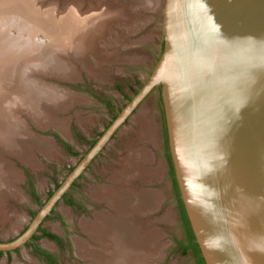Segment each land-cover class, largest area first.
<instances>
[{
    "label": "water",
    "instance_id": "1",
    "mask_svg": "<svg viewBox=\"0 0 264 264\" xmlns=\"http://www.w3.org/2000/svg\"><path fill=\"white\" fill-rule=\"evenodd\" d=\"M162 33V53L147 81L27 228L0 241V251L32 241L72 185L161 85L175 177L205 264H264V0H165Z\"/></svg>",
    "mask_w": 264,
    "mask_h": 264
},
{
    "label": "rangeland",
    "instance_id": "2",
    "mask_svg": "<svg viewBox=\"0 0 264 264\" xmlns=\"http://www.w3.org/2000/svg\"><path fill=\"white\" fill-rule=\"evenodd\" d=\"M164 1L156 0L155 8L150 9L121 0H78L83 4L80 6L81 16H86L93 10L100 11L102 4H107L108 10L112 11L108 13L110 16L107 15L108 20H102L100 15L97 20L94 19V26H97L93 41L96 56H93L91 69L75 58L71 64H76L78 68L77 79L67 80L49 74L43 78L50 85L56 83L67 88V92L70 90L71 101H75L70 106H67V101L60 107L46 105L44 108L48 113L52 109L63 108L53 123L43 119L40 125L26 113L21 115L30 130L53 136L56 146L52 148L53 153L49 154H53L52 157L42 154V150H36V155L42 162L41 167L36 169L12 157L25 175L19 184L25 198L10 200L7 219L0 215V241L12 240L27 228L41 205L147 81L162 53ZM69 2L72 4L74 0L36 1L42 9L52 7L55 11L46 30L31 29L19 33L17 24L3 16L5 22L11 21L7 30L21 54L26 53L27 45L31 41L38 45H46L50 41L54 45L62 41L71 42L74 28L67 30L59 23V18L70 7ZM120 4L124 7L121 8ZM116 8L123 12L120 13ZM75 40L80 42L76 38ZM32 48L31 46L30 49ZM24 60L25 56L17 60L18 64ZM18 69L16 68L15 75ZM96 70L102 72L99 78L93 75ZM36 73L40 72L35 70L33 76L40 80ZM142 108L148 109V113L150 110L149 116L154 117L156 134L153 142L141 141L137 127L134 129L132 126V116ZM133 115L115 133L42 223V229L53 236H46L43 230H39L37 238L30 243L12 251H0V264H96L93 256L86 255L84 248L79 247V242L87 243L92 250L96 247L93 244V213L111 211V208L93 199V187L109 183L115 185L116 182L109 180L110 176L122 167L129 151L147 144L146 148L152 153L153 160L147 161L143 154H137L140 159L139 166L129 175L130 189L126 192L133 196L129 209L130 218L139 227L138 238L148 247L142 264H199L193 249H184L190 243V235L172 174L163 105L157 91L142 102ZM50 117L48 115V119ZM46 125L48 131L38 128ZM143 165L157 168V173L152 178L143 180L140 175ZM142 196H150L147 201H152V204L143 205ZM83 218L88 221L84 225ZM97 223L99 221H95ZM12 224L16 225L15 229ZM43 251L50 253L48 259L44 257Z\"/></svg>",
    "mask_w": 264,
    "mask_h": 264
},
{
    "label": "bare ground",
    "instance_id": "3",
    "mask_svg": "<svg viewBox=\"0 0 264 264\" xmlns=\"http://www.w3.org/2000/svg\"><path fill=\"white\" fill-rule=\"evenodd\" d=\"M36 1H0V12H2L0 13V92H2L0 94V215L6 219L9 217L7 209L10 206V200L25 198L19 186L24 175L12 157L28 166L39 168L41 162L36 156V150H42L46 156L52 157L53 154L52 156L49 154L53 153L52 148L56 146L54 139L36 136L21 115L26 113L29 118L32 117L39 124L43 119L53 123L63 108L52 109L51 113H48L44 107L46 105L60 107L66 101L69 102L67 106H70L75 101H71L70 90L67 92V88L56 83L55 86L50 85L43 78L49 74L67 78V80L75 79L78 75V71H76L78 68L76 64H71L75 58L91 69L93 56H96L93 41L97 26H94V19L97 20L100 15L102 20H108L107 15L110 16L108 13L112 11L108 10L107 4H102L103 7L98 11L100 14L93 10L88 12V15L81 16L80 6L82 3L80 4L78 0H74L72 4L69 2L70 7L59 18V23L67 30L74 28L71 33V42L73 43L62 41L54 45L50 44V41L49 44L38 45L31 41L23 55L20 49L13 44L14 39L7 29L10 27L11 21L17 24L19 33L22 30L48 29V22L52 21L55 11L52 7L42 9ZM121 1L136 3L138 6L150 9L155 8L156 4V0ZM120 5L122 8L123 4ZM116 10H120V13L123 12L119 8ZM3 16L9 17L11 21L5 22ZM62 33L64 34L65 31ZM75 38L80 42H76ZM31 46L32 49H30ZM24 56L25 60L18 64L17 60ZM16 68H19L17 75H15ZM35 70L40 72L36 73V76L41 81L33 76ZM101 73V70H96L93 75L99 78ZM149 113H151L150 110ZM149 113L148 109L142 108L132 116V126L134 129L137 127L138 136L144 143L155 140L154 117H150ZM48 115H51L50 119H48ZM66 124L68 125L67 122ZM46 127L48 126L46 125ZM146 146L129 151V155L123 160L122 167L110 176L109 180L112 183H119V185L109 183L93 187V199L103 202L111 208V211L101 210L93 213V244L96 247H93L92 250L87 243L79 242V247L84 248L86 255L93 256L96 264H142L144 255L148 253V247L138 238L137 223L130 218L129 209H131L133 196L126 194L130 189L128 177L136 170L135 167L139 166L138 156L143 154L145 160H153L152 153ZM137 154L139 155L137 156ZM157 170V168L143 165L140 173L141 178L143 180L150 179L157 173ZM149 197L142 196L141 203L143 205L145 203L152 204V201L149 203L147 201ZM86 221L87 219L83 218V225ZM95 221H99V223L95 224ZM19 222L20 220L17 221V223ZM12 226L13 229L16 228L15 224ZM87 232L92 234L91 230Z\"/></svg>",
    "mask_w": 264,
    "mask_h": 264
},
{
    "label": "trees",
    "instance_id": "4",
    "mask_svg": "<svg viewBox=\"0 0 264 264\" xmlns=\"http://www.w3.org/2000/svg\"><path fill=\"white\" fill-rule=\"evenodd\" d=\"M171 168H172V174H173V176L175 178L174 168H173V165L172 164H171ZM175 182H176V179H175ZM176 186H177V190H178L179 197H180V191L178 189L177 182H176ZM180 205H181V210L183 212V215H184V218H185V221H186V224H187V228H188V231H189V235H190V243H189V246L188 247L189 248H192L195 251V253H196V255H197L198 259H199L200 264H205L204 259H203L202 255H201L199 246H198V244L195 241V237H194V234H193L192 229L190 227V223H189V220H188V217H187V214H186V211H185V208H184V205H183V202H182V199L181 198H180ZM45 234L47 236H50V237L53 236L49 232H46Z\"/></svg>",
    "mask_w": 264,
    "mask_h": 264
},
{
    "label": "flooded vegetation",
    "instance_id": "5",
    "mask_svg": "<svg viewBox=\"0 0 264 264\" xmlns=\"http://www.w3.org/2000/svg\"><path fill=\"white\" fill-rule=\"evenodd\" d=\"M155 91H157V93H158V95H159V97H160V99H161V102H162V105H163V101H162V94H161V85H158V86H156L149 94H148V96L145 98V100L153 93V92H155ZM94 97H96V95H94ZM144 100V101H145ZM143 101V102H144ZM163 112H164V106H163ZM164 118H165V112H164ZM42 127H45V126H42ZM165 129H166V121H165ZM33 131V130H32ZM34 132V131H33ZM34 134L35 135H39V134H37V133H35L34 132ZM166 134H167V129H166ZM39 136H41V135H39ZM41 137H43V136H41ZM43 138H48V137H43ZM49 139V138H48ZM167 141H168V137H167ZM168 148H169V145H168ZM39 152H41V151H39ZM42 154H44V153H42ZM169 154H170V152H169ZM37 156V155H36ZM37 158H38V156H37ZM17 159V158H16ZM39 159V158H38ZM170 159H171V155H170ZM17 160H19V159H17ZM40 160V159H39ZM20 161V160H19ZM21 162V161H20ZM40 162H41V160H40ZM22 164H24L23 162H21ZM171 163H172V160H171ZM41 164H42V162H41ZM24 165H26V164H24ZM173 165V164H172ZM28 166V165H27ZM29 167H31V166H29ZM19 168V167H18ZM31 168H34V167H31ZM20 169V168H19ZM36 169V168H35ZM21 171H22V169H20ZM22 173H23V171H22ZM175 173V172H174ZM23 175H24V173H23ZM24 178H25V175H24ZM175 179H176V177H175ZM24 180V179H23ZM176 182H177V180H176ZM178 185V184H177ZM21 188V187H20ZM178 189H179V187H178ZM22 190V189H21ZM23 192V191H22ZM65 197V196H64ZM181 198V197H180ZM191 227V226H190ZM39 230H43L42 229V226H40L39 227ZM47 231H45V230H43V233L45 234ZM193 232V231H192ZM46 235V234H45ZM47 236V235H46ZM34 238H37V234H35L34 236H33V238L32 239H34ZM30 243V242H29ZM189 246V245H188ZM188 246H186V247H184V249L187 251L188 249H192V248H189ZM38 249V248H37ZM39 250V249H38ZM194 251V250H193ZM44 253H43V255H44V257H50V253L48 252V251H43ZM194 253H195V251H194ZM196 254V253H195ZM196 257H197V255H196ZM48 259V258H47ZM197 259H198V257H197ZM198 263L200 264V262H199V259H198Z\"/></svg>",
    "mask_w": 264,
    "mask_h": 264
}]
</instances>
